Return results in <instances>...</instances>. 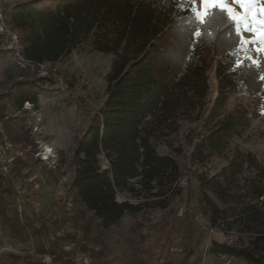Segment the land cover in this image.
Here are the masks:
<instances>
[{
    "label": "trees",
    "instance_id": "16d2710c",
    "mask_svg": "<svg viewBox=\"0 0 264 264\" xmlns=\"http://www.w3.org/2000/svg\"><path fill=\"white\" fill-rule=\"evenodd\" d=\"M0 15L19 34L20 54L33 65L59 63L89 38L98 52L115 56L106 78V100L78 143L73 182L76 199L100 219L105 230L140 209L117 200L132 180L139 179L148 197L165 198L162 203L170 192L182 191L183 170L177 156L183 150L175 147L173 139L184 122L202 124L191 161L203 165L228 152L256 113L242 106L227 110L231 94L241 84L237 74L229 72L227 60L235 58L232 52L241 37L223 16H218V23L198 25L190 9L179 11L175 0H27L1 7ZM198 27L205 40L200 45L192 35ZM258 56L262 67L251 65L243 83L264 95V80L259 78L264 75V54ZM213 69L219 92L209 109ZM46 82L51 80L19 81L17 107L37 104ZM0 122L8 133L7 122ZM162 146L170 153H161ZM23 168L31 167L18 160L15 178ZM48 172L53 176L51 168ZM196 178L195 191L209 225L237 236L233 244L214 242L211 252L264 264L262 162L252 152L239 150L217 174ZM2 180L0 174V214L6 217L5 195L12 187L7 181L11 190L2 189ZM164 207L160 203L154 209ZM59 220L53 226L61 227ZM12 229L19 235L27 228ZM53 259L57 264H74L66 252Z\"/></svg>",
    "mask_w": 264,
    "mask_h": 264
},
{
    "label": "rangeland",
    "instance_id": "374dc122",
    "mask_svg": "<svg viewBox=\"0 0 264 264\" xmlns=\"http://www.w3.org/2000/svg\"><path fill=\"white\" fill-rule=\"evenodd\" d=\"M24 1L0 0V8ZM175 1L179 11L191 7V0ZM228 2L232 5V0ZM196 6L202 8L199 0ZM257 6H264V0H258ZM18 36L0 15V120L7 122L10 138L29 148L26 161L31 167L23 168L18 178L13 173L12 178L1 181V188L10 190L7 181H11L12 190L5 195L7 215L0 214V264H57L53 256L58 252L68 253L74 264H251L211 252L214 242L233 244L237 236H228L222 228L209 225L195 182L196 175L220 172L239 150L252 152L264 166V95L243 83L253 65L248 58L259 63L257 48L264 45L238 47L232 52L235 58L227 60L229 72L236 73L241 83L231 94L227 110L241 106L256 110L243 136L234 139L224 155L214 156L203 165L194 164L191 153L203 131L202 124L184 122L173 139L175 147L183 150L177 156L183 170L182 191L170 192L162 203L165 198L148 197L139 179L132 180L117 200L139 205L140 209L105 230L100 219L76 199L73 182L75 152L106 100V78L115 56L98 52L94 39L89 38L59 63L33 65L20 54ZM201 37H194L193 42L200 45L205 41ZM241 38L256 37L242 30ZM37 78L51 82L42 87L37 104L26 102L18 108L16 84ZM209 85L211 109L219 92L215 69L209 74ZM160 152L167 154L170 150L162 146ZM48 168L54 171L53 176ZM19 193L23 195V213L18 211ZM160 203L165 207L154 209ZM57 220L61 227L53 226ZM13 226L27 229L18 235Z\"/></svg>",
    "mask_w": 264,
    "mask_h": 264
},
{
    "label": "snow or ice",
    "instance_id": "6c2138e0",
    "mask_svg": "<svg viewBox=\"0 0 264 264\" xmlns=\"http://www.w3.org/2000/svg\"><path fill=\"white\" fill-rule=\"evenodd\" d=\"M199 2L202 8L196 6L197 0H191L190 7L198 25L218 23V16H223L227 22L235 26L238 37H241L242 30L255 35L256 38L252 40L240 38V49L245 48L248 44L259 43L264 45V6L258 7V0H232V5H238V7L230 5L228 0H199ZM192 35L193 37H200L202 35L200 28L195 29ZM257 52L264 54V48H257ZM248 59L254 66L262 67L251 57ZM259 78L264 80V75Z\"/></svg>",
    "mask_w": 264,
    "mask_h": 264
},
{
    "label": "built area",
    "instance_id": "2783aa9c",
    "mask_svg": "<svg viewBox=\"0 0 264 264\" xmlns=\"http://www.w3.org/2000/svg\"><path fill=\"white\" fill-rule=\"evenodd\" d=\"M29 152V148H24L11 140L3 123L0 122V174L5 178H12L16 162L26 160ZM20 197L17 198L18 211L23 213V195L20 194Z\"/></svg>",
    "mask_w": 264,
    "mask_h": 264
},
{
    "label": "bare ground",
    "instance_id": "6f19581e",
    "mask_svg": "<svg viewBox=\"0 0 264 264\" xmlns=\"http://www.w3.org/2000/svg\"><path fill=\"white\" fill-rule=\"evenodd\" d=\"M50 151V150H49Z\"/></svg>",
    "mask_w": 264,
    "mask_h": 264
}]
</instances>
